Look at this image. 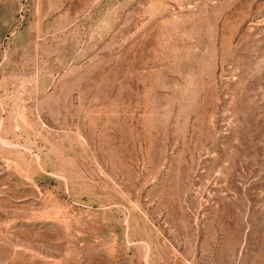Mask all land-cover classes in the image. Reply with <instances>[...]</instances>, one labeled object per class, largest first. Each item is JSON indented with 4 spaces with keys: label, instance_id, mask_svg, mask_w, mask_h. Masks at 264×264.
Listing matches in <instances>:
<instances>
[{
    "label": "rangeland",
    "instance_id": "374dc122",
    "mask_svg": "<svg viewBox=\"0 0 264 264\" xmlns=\"http://www.w3.org/2000/svg\"><path fill=\"white\" fill-rule=\"evenodd\" d=\"M0 264H264V0H0Z\"/></svg>",
    "mask_w": 264,
    "mask_h": 264
}]
</instances>
